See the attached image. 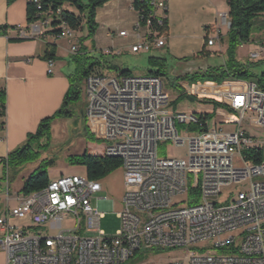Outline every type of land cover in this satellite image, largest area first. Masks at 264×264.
<instances>
[{
	"label": "built area",
	"instance_id": "2783aa9c",
	"mask_svg": "<svg viewBox=\"0 0 264 264\" xmlns=\"http://www.w3.org/2000/svg\"><path fill=\"white\" fill-rule=\"evenodd\" d=\"M151 4L162 25L166 0H151ZM63 11L51 9L42 19L28 23L29 33L18 26L19 36H38L43 29H53V21L61 19ZM222 20L228 24L227 14ZM151 24V20L146 25L138 20L132 52L165 45V33L154 31ZM59 26L75 54L79 50L72 41L75 30L64 22ZM143 28L149 32L142 34ZM222 33L219 25L210 28L208 45L219 43ZM119 35L129 32L121 30ZM263 52L261 45L251 56L258 58ZM48 63L52 73L54 62ZM179 85L187 98L217 102L222 110L237 113V127L227 130L233 122L207 118L209 111L176 112L160 76L102 72L86 78L87 127L96 139L106 141L108 156L122 160L127 186L119 212L122 226L112 236L100 228L103 212L92 202L103 190L100 180L62 175L42 190L15 194L18 204L0 215V249L6 253V264H124L140 251L195 244L188 264H264L263 155L258 162L243 153L262 144L245 126L264 130V88L237 78L180 80ZM161 118H178V125H161ZM168 143L187 146V158L161 156V145ZM226 189L236 190L235 195L221 204ZM7 193L10 198L9 189ZM71 216L75 225L55 235L36 230L47 224L54 227ZM21 219L28 223L17 224ZM161 264L184 262L172 259Z\"/></svg>",
	"mask_w": 264,
	"mask_h": 264
},
{
	"label": "crops",
	"instance_id": "0c3cea01",
	"mask_svg": "<svg viewBox=\"0 0 264 264\" xmlns=\"http://www.w3.org/2000/svg\"><path fill=\"white\" fill-rule=\"evenodd\" d=\"M133 2L109 0L98 7L97 30L90 39L84 41L87 52L104 53L113 63L116 56L134 53L131 45L136 39L134 28L140 17ZM166 2L168 29L164 34L165 45L160 48H166L163 55L167 53L176 64L186 66L179 73H190L197 67L207 69L210 64L205 60L215 55L225 56L226 48L218 50L219 43L210 46L206 40L210 28L217 25L221 26L224 35L227 34L229 26L222 20L223 14L228 17L226 0ZM27 5L28 0H0V27L6 29L0 32V86L7 89L6 116L0 117V192L6 189V201L0 204L1 215L18 204L10 188L14 173L9 176V181L7 177L4 178L9 175L6 173L5 159L11 151L22 146L30 134L36 132L43 119L61 109L70 87L69 75L74 69L68 37L57 38L51 28L43 29V33L38 36H19L18 26L29 33ZM225 25L228 27L226 31ZM121 30H128L129 35L120 36ZM140 31L142 34L149 32L146 28ZM87 34L88 27L84 24L75 30L73 43L80 48V40ZM50 45L55 46L52 73L48 71L46 58ZM202 50L210 54L195 58ZM187 58L189 60H185ZM8 189L12 194L10 198ZM0 264H6V253L1 249Z\"/></svg>",
	"mask_w": 264,
	"mask_h": 264
},
{
	"label": "trees",
	"instance_id": "16d2710c",
	"mask_svg": "<svg viewBox=\"0 0 264 264\" xmlns=\"http://www.w3.org/2000/svg\"><path fill=\"white\" fill-rule=\"evenodd\" d=\"M109 0H28L27 18L28 23L38 21L43 18L44 13L49 10H56L57 8L64 9L61 19L53 21L52 32L58 34V37L64 36L60 34L62 28L59 26L64 22L70 29L79 30L84 24L88 27L87 36L80 40L81 47L72 54L71 63L73 64V71L69 75L70 87L63 101V105L59 111L54 115L43 119L36 132L28 136L27 141L19 148L11 151L5 159L6 173L11 175L15 173L20 167L26 163L36 159L39 156V151L34 149V143L40 138L48 136L51 137L52 124L58 117L71 116L72 111L70 105L80 98L81 86L80 83L85 80L92 73H102L105 68H116L120 71V75H131L129 69H119L115 63L107 58L104 53L87 52V47L84 41L90 39L96 32L98 23L96 21V13L98 7L104 5ZM229 12L228 17L231 22L227 34L223 33L220 36V42H227V49L225 56L227 57L224 65H210L205 70H196L186 73L181 76L174 77L172 84L176 86L181 92L179 85L180 80H215L221 82L229 78H237L243 80H252L258 82L264 88V71L260 75H254L249 71V65L243 63L237 58L236 52L240 45L252 41V33L256 22L260 17L264 16V0H226ZM134 8L139 12V17L142 25H146L148 20H151V28L154 31L165 33L168 29L167 19L160 25L159 16H155V9L151 4V0H134ZM74 9L71 10L70 8ZM260 24V23H259ZM5 27H0V32H5ZM22 38V37H21ZM207 41V40H206ZM207 43V42H206ZM50 51L47 52L46 58L49 60L55 59V46L50 45ZM210 52L202 50L195 58L200 55L206 56ZM170 56L166 53L161 56H150L148 61L150 67L147 75H155L163 77L167 75L168 63ZM185 60H189L188 58ZM186 95H180L184 98ZM172 103H176L173 101ZM7 104V89L0 86V117L6 116ZM220 106L219 103H214ZM84 111V108H83ZM85 113V112H84ZM83 113V114H84ZM207 118H212L211 114ZM86 121V117H85ZM85 135L88 139V148L81 155L70 156L72 163H79L86 166V176L89 179L101 180L116 169L121 168L122 160L116 156H108L105 152L106 141L98 140L89 130L85 123ZM162 146V145H161ZM94 149L95 150L94 152ZM249 158H255V161H261L263 155L262 148H249L243 152ZM255 154V156H254ZM51 159H45L42 164L34 170L23 184L22 194L28 195L30 193L44 189L49 181L52 179L48 172ZM6 175V174H5ZM6 178V176H4ZM145 251L136 253V258L141 259Z\"/></svg>",
	"mask_w": 264,
	"mask_h": 264
},
{
	"label": "rangeland",
	"instance_id": "374dc122",
	"mask_svg": "<svg viewBox=\"0 0 264 264\" xmlns=\"http://www.w3.org/2000/svg\"><path fill=\"white\" fill-rule=\"evenodd\" d=\"M227 22L229 25V17H227ZM260 23V24H259ZM227 25V24H226ZM225 25V31L228 27ZM227 25V26H228ZM252 41L240 45L237 48V58L243 63L249 65L250 73L254 75H260L264 71V54L258 58H253L252 53L258 52L261 45H264V16L256 22L254 31L252 33ZM227 49V42H220L218 44V50ZM166 48H153L149 52L143 53H124L119 56H116L114 59L115 65L119 69L127 70L129 69L131 73L135 76L147 75L150 56H161L163 55ZM220 53V52H219ZM264 53V52H263ZM226 56L215 55L208 61L210 65H224L226 62ZM182 67V68H181ZM183 67L174 62L173 59H169L167 75L163 76V82L165 89L170 93L172 102V108L176 112H195L198 110L209 111L211 112L212 119L216 121L221 119H229L233 124L227 125L225 128L227 130H232L237 127L236 121H238V114L233 111H224L215 104L211 102L200 103L193 98H180L181 92L178 88L172 84L174 77L181 76L186 72L179 73L183 70ZM205 70L206 68L197 67L193 69L196 70ZM104 73L109 76L120 75V71L116 68H105L103 69ZM178 71V72H174ZM86 79L80 83L81 93L80 98L76 102L70 105V110L72 111L71 116L58 117L52 124L51 137L45 136L40 138L34 143V149L39 151V156L26 163L24 166L20 167L13 176L11 181V193H19L22 195V188L25 182V179L36 170L45 159L50 160V165L48 167V172L51 178H57L62 175H79L86 177V166L79 163H72L69 159L70 156L81 155L88 148V139L85 135V106L88 99L86 93ZM84 108V111H83ZM84 113V114H83ZM174 125H178V122H175ZM248 133L251 136L259 139L262 144L261 148L263 150L264 157V130L256 129L245 126ZM183 134V133H182ZM253 136V137H254ZM161 156H171L179 158H187L188 148L187 146H176L172 143L164 144L160 148ZM124 170L121 168L114 170L106 177L100 180L103 185V190L98 192L93 196L92 202L94 205L98 206L99 209L103 212V216L100 221V228L108 235H115L122 226V220L119 216V212L123 208V196L127 190V186L124 180ZM236 190L226 189L221 196V204L228 203L229 200L235 195ZM4 193L6 189H3L0 192V204L6 201L4 198ZM99 198H105L104 200H99ZM14 203V202H12ZM2 210H0V215ZM20 225H25L28 223V219H21L16 222ZM76 223L74 217H69L64 219L61 224H56V226L51 227L50 224L37 227L36 230L44 233L45 235H55L61 228H70L73 227ZM91 235L97 233H90ZM192 245L189 247H179V248H155L150 249L145 252L142 256V262L137 260L134 261L133 258L124 264H161L172 259L183 261L184 264H188L190 258V253L196 250V246Z\"/></svg>",
	"mask_w": 264,
	"mask_h": 264
},
{
	"label": "bare ground",
	"instance_id": "6f19581e",
	"mask_svg": "<svg viewBox=\"0 0 264 264\" xmlns=\"http://www.w3.org/2000/svg\"><path fill=\"white\" fill-rule=\"evenodd\" d=\"M62 37H65V34ZM137 78H145V75L143 76L137 75ZM175 122H178V118H161V125H174ZM256 148H261V145H254V149ZM263 162H264V157H263Z\"/></svg>",
	"mask_w": 264,
	"mask_h": 264
},
{
	"label": "water",
	"instance_id": "95a60500",
	"mask_svg": "<svg viewBox=\"0 0 264 264\" xmlns=\"http://www.w3.org/2000/svg\"><path fill=\"white\" fill-rule=\"evenodd\" d=\"M229 27L231 26V22H229V25H228Z\"/></svg>",
	"mask_w": 264,
	"mask_h": 264
}]
</instances>
